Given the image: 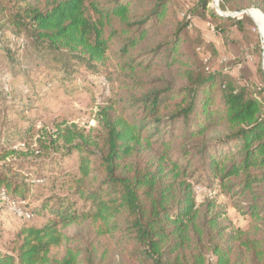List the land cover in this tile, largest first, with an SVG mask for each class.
Returning <instances> with one entry per match:
<instances>
[{
  "label": "trees",
  "instance_id": "1",
  "mask_svg": "<svg viewBox=\"0 0 264 264\" xmlns=\"http://www.w3.org/2000/svg\"><path fill=\"white\" fill-rule=\"evenodd\" d=\"M211 1L198 0L199 15H206ZM172 2L0 0V21L21 46L31 43L36 53L61 52L90 69L112 56L128 90L120 114L110 108L102 111L93 136L65 137L66 156L77 151L82 174L92 181L90 187L78 183L75 194L91 202L92 209L77 212L67 199L44 205L49 224L29 229L18 257L0 254V264H46L58 244L59 227L81 218L101 223L103 234L110 233L140 264H206L208 252L217 264H239L232 260V248L221 243L225 229L218 216H201L187 175L218 181L227 194L236 190L247 196L244 214L264 222V188L256 186L264 182V85L236 86L223 75L219 79L207 63L204 73L197 72L179 49L182 30L191 26L190 12L171 37L154 41V32L167 26ZM238 2L254 3L264 11V0H221L220 9L240 12L245 6L233 5ZM211 14L233 20L216 9ZM3 35L0 27V53ZM155 68L166 70L168 76L177 68L186 85L172 89V79L167 78L162 89L145 91L144 73ZM218 128L224 133L213 137ZM5 141L9 138L0 136V150L7 158L16 151L2 147ZM3 168L0 184L7 193L25 188L21 175H9V164ZM241 234L230 239L240 240L254 264H264V241L244 240ZM78 261L79 254L70 248L59 264Z\"/></svg>",
  "mask_w": 264,
  "mask_h": 264
},
{
  "label": "rangeland",
  "instance_id": "2",
  "mask_svg": "<svg viewBox=\"0 0 264 264\" xmlns=\"http://www.w3.org/2000/svg\"><path fill=\"white\" fill-rule=\"evenodd\" d=\"M197 2L173 0L168 9L167 26L154 32V41L171 37L176 25L185 23L190 12L193 16L191 26L182 30L179 49L191 60L197 72L204 73V63H207L219 79L223 75L227 82L236 86L249 85L254 89L264 85L261 27L251 15L252 12L264 15V11L254 3L238 2L233 5L245 6L242 11L230 7L223 12L221 0H212L206 15L202 16L198 14ZM214 9L225 19L231 17L232 22L215 19L211 14ZM247 10L249 15L244 13ZM238 20L241 24H236ZM0 27L4 29V48L0 53V136L9 138L2 147H13L16 151L4 158L5 152L0 150V172L7 163L9 175L22 176L19 181H25V188L8 190V194L17 202H26V208L33 213L29 220L15 215L2 199L5 185L0 184V254L17 258L25 233L29 229H44L49 224L51 216L44 205L52 206L57 199H67L77 212L92 209L91 202L75 194L78 183L90 187L92 181L91 177L83 176L81 156L77 151L66 156L65 137L93 136L102 111L110 108L108 111L120 114L128 90L112 56L107 63L90 69L86 63L61 52L46 49L36 53L31 43L23 47L22 41L14 37L5 22L0 21ZM141 51L134 52L135 57ZM144 74L145 91L156 87L162 89L167 78L172 79V89L186 85L177 68L171 76L159 68ZM223 133L224 129L218 128L212 135L217 137ZM78 142L75 138V143ZM190 175L191 172L187 179L195 187L201 216H218V224L225 229L221 243L232 248V260L239 264H254L246 248H240V240L230 239L232 235L242 233L244 240L264 241L263 220L244 214L248 197L239 195L236 190L227 194L220 182L200 180L198 174ZM256 186L264 188V182ZM197 188L203 191H197ZM102 231L101 223L86 218L59 227L58 244L51 248L46 264H59L70 248L79 254L78 264H140L116 238ZM206 257V264H217L212 252Z\"/></svg>",
  "mask_w": 264,
  "mask_h": 264
},
{
  "label": "built area",
  "instance_id": "3",
  "mask_svg": "<svg viewBox=\"0 0 264 264\" xmlns=\"http://www.w3.org/2000/svg\"><path fill=\"white\" fill-rule=\"evenodd\" d=\"M219 4V1L216 2ZM214 29V28H213ZM0 42H1V36H0ZM207 62V59H206ZM197 191H203L201 188H197ZM3 201L7 204L8 208L17 216L22 217L24 219H31L33 217V214L26 208V202H17L13 200L6 190H3L1 193Z\"/></svg>",
  "mask_w": 264,
  "mask_h": 264
},
{
  "label": "bare ground",
  "instance_id": "4",
  "mask_svg": "<svg viewBox=\"0 0 264 264\" xmlns=\"http://www.w3.org/2000/svg\"><path fill=\"white\" fill-rule=\"evenodd\" d=\"M249 15V11L247 13ZM252 17L254 18V20L260 25L261 27V36H262V41L264 44V15L263 14H259L256 12H252L251 13Z\"/></svg>",
  "mask_w": 264,
  "mask_h": 264
},
{
  "label": "water",
  "instance_id": "5",
  "mask_svg": "<svg viewBox=\"0 0 264 264\" xmlns=\"http://www.w3.org/2000/svg\"><path fill=\"white\" fill-rule=\"evenodd\" d=\"M248 11H249V10L245 11L244 13H246V14H247V13H248Z\"/></svg>",
  "mask_w": 264,
  "mask_h": 264
}]
</instances>
